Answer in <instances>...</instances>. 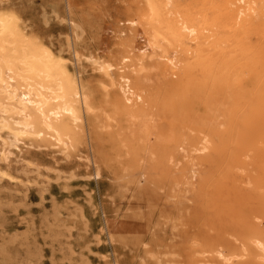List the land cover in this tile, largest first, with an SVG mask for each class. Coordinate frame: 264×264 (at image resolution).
I'll return each instance as SVG.
<instances>
[{
	"label": "rangeland",
	"instance_id": "1",
	"mask_svg": "<svg viewBox=\"0 0 264 264\" xmlns=\"http://www.w3.org/2000/svg\"><path fill=\"white\" fill-rule=\"evenodd\" d=\"M172 1L189 20L215 24L226 51L247 50L222 82L174 80L165 68L130 74L151 104L137 120L118 85L103 89L97 64L153 55L145 0L2 5L72 58L97 109L74 155L20 141L0 162V264H222L216 251L228 264H263L253 240L264 234V1L249 29L227 20L224 0ZM202 139L209 148L198 153Z\"/></svg>",
	"mask_w": 264,
	"mask_h": 264
},
{
	"label": "bare ground",
	"instance_id": "2",
	"mask_svg": "<svg viewBox=\"0 0 264 264\" xmlns=\"http://www.w3.org/2000/svg\"><path fill=\"white\" fill-rule=\"evenodd\" d=\"M5 2L0 0V162L8 158L10 148L20 141L55 145L66 156L74 155L78 145L85 141L83 118L97 108L80 85L72 58L57 50L41 33L29 31L21 12L3 7ZM224 3L227 20L235 26L243 29L257 26L256 0H224ZM144 4L146 20L142 28L149 38L145 47L153 55L143 54L137 63L125 57L118 67L97 64L105 78L103 89L119 86L124 98L123 111L132 120L147 112L151 104L145 101L143 90L133 84L130 74L154 69L164 75L161 68H165L174 80L182 72V75L199 73L222 82L232 76L234 66L247 50L246 46L234 44L226 51L213 31L215 24L189 20L173 6L172 0H145ZM258 13L259 17L264 16V2ZM261 39L264 40L259 38V42H263ZM169 85L166 88L171 91L178 89L174 83ZM209 142L202 139L195 151L206 152ZM6 176L7 172L0 169V179ZM94 176L97 178L98 173ZM255 236L253 244L264 264V234ZM216 257L222 264L230 262L229 256L221 251H216Z\"/></svg>",
	"mask_w": 264,
	"mask_h": 264
}]
</instances>
